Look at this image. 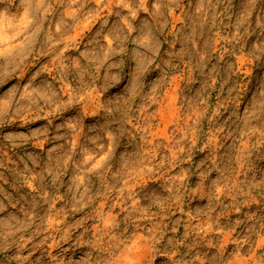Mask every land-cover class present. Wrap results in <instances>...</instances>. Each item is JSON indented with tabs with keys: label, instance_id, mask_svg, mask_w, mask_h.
Segmentation results:
<instances>
[{
	"label": "rangeland",
	"instance_id": "374dc122",
	"mask_svg": "<svg viewBox=\"0 0 264 264\" xmlns=\"http://www.w3.org/2000/svg\"><path fill=\"white\" fill-rule=\"evenodd\" d=\"M0 264H264V0H0Z\"/></svg>",
	"mask_w": 264,
	"mask_h": 264
}]
</instances>
